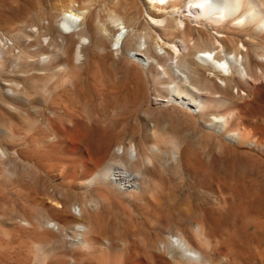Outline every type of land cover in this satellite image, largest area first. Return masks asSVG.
Masks as SVG:
<instances>
[{
    "label": "rangeland",
    "instance_id": "374dc122",
    "mask_svg": "<svg viewBox=\"0 0 264 264\" xmlns=\"http://www.w3.org/2000/svg\"><path fill=\"white\" fill-rule=\"evenodd\" d=\"M72 6L84 11L82 26L93 19L108 28L101 31L107 47L120 27L110 18L116 13L125 28L134 27L125 49L139 44L144 49L151 43L149 55L164 57L160 62L178 53L173 54L159 35L150 37L154 35L149 24L152 12L176 24L182 21L180 28L191 24L195 36L198 29L206 39L220 35L208 25L180 13L171 15L148 0H0V32L11 41L0 42V264H126L123 257L117 261L111 257L115 250L125 251L124 239L131 232L126 224L131 220L139 226L141 201L160 196L161 201L178 204L207 201L220 224L228 221L229 232L249 244L257 243L259 230L248 233L244 225H255L259 218L249 214L244 219L241 208L248 201L264 203V176L246 154L264 155L250 146L221 153L220 135L198 128L208 115L200 117L172 101L154 104L152 97L167 92L154 85L146 68L125 53L106 54L87 30L72 32L59 25L63 10ZM131 15L136 25H131ZM83 38L87 43L75 59V46ZM233 43L241 48L236 37ZM66 60L71 69L63 64ZM201 87L211 91L205 81ZM263 94L264 89L258 97ZM59 103L68 109L66 119ZM252 103L264 107L257 99ZM175 128L188 129L192 140L187 148L190 163L181 169L175 155L186 144ZM121 144H131L138 159L118 157L115 150ZM248 158L254 161L252 169L246 166ZM88 159L93 171L108 160L127 165L138 173V188L121 191L108 181L85 182L88 175L80 171ZM228 177L231 189H236L228 193L233 201L231 213L227 200H220V178ZM78 206L80 218L74 214ZM78 222L87 230H77ZM162 227L156 226L155 231H165ZM145 235L136 231L134 239L146 251L138 247L134 254L148 255L147 246L142 245L148 240Z\"/></svg>",
    "mask_w": 264,
    "mask_h": 264
},
{
    "label": "bare ground",
    "instance_id": "6f19581e",
    "mask_svg": "<svg viewBox=\"0 0 264 264\" xmlns=\"http://www.w3.org/2000/svg\"><path fill=\"white\" fill-rule=\"evenodd\" d=\"M148 1L154 7L158 6L166 9L167 11H165L171 15L177 13L185 17L187 15L188 20L208 25L215 29L216 33L220 32V35H215L214 39H206L203 32L198 29L196 30L198 35L195 36V29L191 24L187 23L183 26L184 28H180L178 23L182 21L178 20L179 22L176 24V22H170L169 19L161 18L160 14L152 12L149 24L154 33L150 32L151 30L149 32L150 35L151 33L154 35L150 37L159 35L173 54L178 53V55L167 56V59L160 62L159 59L164 57L156 53V59H153V56L149 55V51L152 49L150 48L151 43L144 49L140 48V44L137 45L138 48L125 49L126 42L129 39H127V36L134 27L125 28L121 17L116 13H112L110 18L115 25L120 27L113 34L111 47L105 45V38L101 33V31L108 30V28L100 26L97 21V23L92 22L93 19L91 22L85 21L84 26H82L80 19L81 13L84 11L76 9V7L73 8L72 6L63 10L59 25L67 31L87 30L91 33L94 41L103 45V49H101L106 54L112 56L115 52L125 53L129 59L135 60L142 69L146 68V73L148 72L147 75L152 77L154 85H159V88L167 92L166 96L152 97L154 104L172 101L178 107L192 111L200 117L208 115L207 120L200 121L198 128L201 130H215L220 135V152L229 148L235 152L241 146H250L264 155V107L254 106L252 103V100L257 99L260 104H264V94L258 97L260 91L264 89V0ZM130 17L131 25H136L138 23L137 19L132 15ZM173 19L176 21L175 17ZM163 22L165 23L161 27L159 24ZM137 27L140 26L137 25ZM235 37L238 43L241 44V48L233 43ZM191 41H193V44H191ZM83 43H87L84 38L81 41L79 40V43L75 46V59L80 56L79 52ZM214 43H218V46H215ZM216 47H220L217 52L214 51ZM180 54L181 56H179ZM191 56L192 59L188 61L187 58ZM168 58H171L170 61ZM174 59L177 60L173 62ZM189 62L195 64L197 68L194 69ZM63 64L68 66L69 69L72 67L71 62L68 60L63 61ZM159 66H161V69ZM205 70L209 72L206 74L203 72ZM202 81L210 84L211 91L207 87L202 91L204 89L201 87ZM137 98L136 96V100ZM59 108L63 112V118H65L69 113L66 105L59 103ZM174 131L186 144L175 155V163L181 169L190 163L187 148L192 140L188 129L178 130V128H175ZM63 141L65 142V139ZM155 148L157 147L155 146ZM87 149L85 147L84 150L88 151ZM155 150L157 151V149ZM115 154L118 157L126 156L132 161L138 159L137 152L131 144L119 145L115 150ZM246 155L254 159L259 169H261V175L264 176V157ZM248 159H246V166L251 168L250 164L254 161ZM81 166V174L88 175L85 180L87 183L108 181L121 191L138 188V173L131 171L127 165L123 166L115 163L114 160H108L103 162L99 170H94V172L92 162L88 159ZM229 179V177L227 179L220 178V200H227L230 205L228 213H231L233 211V201L231 200V194L228 193L230 190L236 191V189H231L232 185ZM255 179L258 180V177H255ZM166 189L169 191V188ZM169 193L164 195L169 196ZM262 195L264 200V191ZM164 199L167 200L165 197ZM152 200L141 201L144 206L141 209L142 219L137 223L139 226H136L131 220L126 224L131 232L124 239L125 251L114 249L116 252L113 250L114 253L111 256L114 261H117L116 258L123 257L126 264H264L263 202L253 204L252 201H248L242 205L244 219L249 214V217L257 216L259 218L258 223H255V225H244L248 233L255 229L259 230H256L259 234L257 236L259 241L249 244L250 242H247L246 238L240 240L237 238V234L235 235L234 232L227 230L228 221H225L224 224L219 223L214 208L206 206L207 203L205 204V202L207 201H194L193 203L185 201L186 203L181 204L180 202L178 204L177 201H170V199L161 201V196ZM81 210L80 206L75 207L76 212L74 214L78 218H80ZM248 221L246 223L249 224ZM158 225L163 226L165 231L156 232L155 229ZM75 227L79 231L87 230L86 226L79 222ZM127 231L129 232V230ZM136 231H142L143 234L145 233L148 236L145 235L148 238L147 243H141L148 248L147 252L149 253L146 256L142 255L143 253L140 255L134 254L135 250L133 249L140 247V242L138 243L137 239H134ZM142 242L144 241L142 240ZM251 243L253 242L251 241ZM113 246H115V243ZM141 247L143 248V246Z\"/></svg>",
    "mask_w": 264,
    "mask_h": 264
},
{
    "label": "built area",
    "instance_id": "2783aa9c",
    "mask_svg": "<svg viewBox=\"0 0 264 264\" xmlns=\"http://www.w3.org/2000/svg\"><path fill=\"white\" fill-rule=\"evenodd\" d=\"M0 42L10 43L11 41L8 36L0 32Z\"/></svg>",
    "mask_w": 264,
    "mask_h": 264
}]
</instances>
